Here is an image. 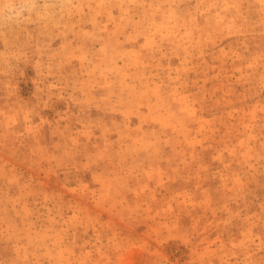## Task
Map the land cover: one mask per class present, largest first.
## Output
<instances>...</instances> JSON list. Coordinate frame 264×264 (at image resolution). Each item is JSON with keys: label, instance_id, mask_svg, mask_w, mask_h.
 Listing matches in <instances>:
<instances>
[{"label": "rangeland", "instance_id": "obj_1", "mask_svg": "<svg viewBox=\"0 0 264 264\" xmlns=\"http://www.w3.org/2000/svg\"><path fill=\"white\" fill-rule=\"evenodd\" d=\"M0 264H264V0H0Z\"/></svg>", "mask_w": 264, "mask_h": 264}]
</instances>
